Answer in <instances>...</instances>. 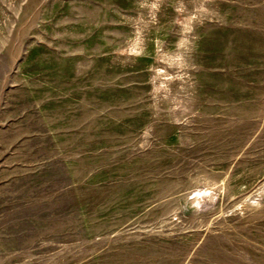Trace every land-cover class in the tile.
Wrapping results in <instances>:
<instances>
[{
	"label": "rangeland",
	"instance_id": "1",
	"mask_svg": "<svg viewBox=\"0 0 264 264\" xmlns=\"http://www.w3.org/2000/svg\"><path fill=\"white\" fill-rule=\"evenodd\" d=\"M0 264H264V0H0Z\"/></svg>",
	"mask_w": 264,
	"mask_h": 264
}]
</instances>
